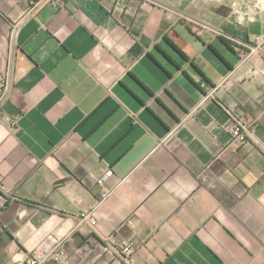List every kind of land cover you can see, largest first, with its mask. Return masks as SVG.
Listing matches in <instances>:
<instances>
[{"label": "crops", "instance_id": "obj_1", "mask_svg": "<svg viewBox=\"0 0 264 264\" xmlns=\"http://www.w3.org/2000/svg\"><path fill=\"white\" fill-rule=\"evenodd\" d=\"M0 75V264H264V0H0Z\"/></svg>", "mask_w": 264, "mask_h": 264}, {"label": "built area", "instance_id": "obj_2", "mask_svg": "<svg viewBox=\"0 0 264 264\" xmlns=\"http://www.w3.org/2000/svg\"><path fill=\"white\" fill-rule=\"evenodd\" d=\"M4 83L2 77L0 75V102L4 95ZM255 127L252 124L247 123L246 121H242L240 119L232 121L229 127V133L232 139L239 144L245 143L247 138L253 134ZM111 176V173L108 172L100 181L102 183L106 181ZM80 219L88 221L91 226H96V218L92 213H81ZM133 254V248L131 245H122L120 248V255L126 261L129 260L131 255ZM40 259L37 257L34 260H31L29 264H39Z\"/></svg>", "mask_w": 264, "mask_h": 264}, {"label": "trees", "instance_id": "obj_3", "mask_svg": "<svg viewBox=\"0 0 264 264\" xmlns=\"http://www.w3.org/2000/svg\"><path fill=\"white\" fill-rule=\"evenodd\" d=\"M163 42L181 61L184 62L188 61L185 55L182 52H180L167 38L164 37ZM130 53H134V50L130 51ZM165 58L168 60L167 57Z\"/></svg>", "mask_w": 264, "mask_h": 264}]
</instances>
